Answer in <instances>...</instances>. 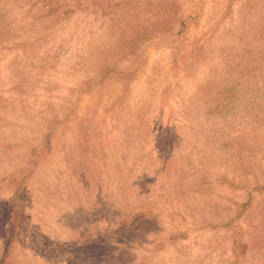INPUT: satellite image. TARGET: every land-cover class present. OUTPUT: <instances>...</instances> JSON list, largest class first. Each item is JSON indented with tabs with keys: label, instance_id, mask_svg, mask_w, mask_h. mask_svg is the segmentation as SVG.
<instances>
[{
	"label": "rangeland",
	"instance_id": "1",
	"mask_svg": "<svg viewBox=\"0 0 264 264\" xmlns=\"http://www.w3.org/2000/svg\"><path fill=\"white\" fill-rule=\"evenodd\" d=\"M15 192L5 264H264V0H0Z\"/></svg>",
	"mask_w": 264,
	"mask_h": 264
},
{
	"label": "trees",
	"instance_id": "2",
	"mask_svg": "<svg viewBox=\"0 0 264 264\" xmlns=\"http://www.w3.org/2000/svg\"><path fill=\"white\" fill-rule=\"evenodd\" d=\"M17 201H18L17 195L15 192L12 195L11 202L9 205V213H8L9 222L7 223L4 230L3 248H2V253L0 255V264H5L7 262L6 259L12 253L15 236H16V230L21 223V211L18 208ZM141 215L142 214L137 215L136 219H138V217H140Z\"/></svg>",
	"mask_w": 264,
	"mask_h": 264
}]
</instances>
